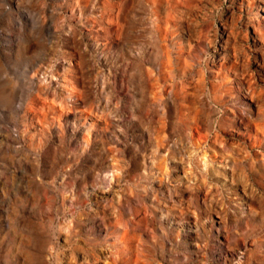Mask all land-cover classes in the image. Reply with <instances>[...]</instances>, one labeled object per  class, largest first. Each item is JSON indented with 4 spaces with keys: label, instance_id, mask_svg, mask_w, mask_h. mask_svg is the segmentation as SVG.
Returning <instances> with one entry per match:
<instances>
[{
    "label": "rangeland",
    "instance_id": "obj_1",
    "mask_svg": "<svg viewBox=\"0 0 264 264\" xmlns=\"http://www.w3.org/2000/svg\"><path fill=\"white\" fill-rule=\"evenodd\" d=\"M0 264H264V0H0Z\"/></svg>",
    "mask_w": 264,
    "mask_h": 264
}]
</instances>
